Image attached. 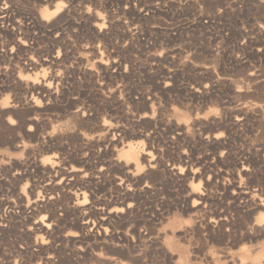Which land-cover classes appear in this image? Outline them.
<instances>
[{
	"label": "rangeland",
	"instance_id": "obj_1",
	"mask_svg": "<svg viewBox=\"0 0 264 264\" xmlns=\"http://www.w3.org/2000/svg\"><path fill=\"white\" fill-rule=\"evenodd\" d=\"M3 8L0 264H264V0Z\"/></svg>",
	"mask_w": 264,
	"mask_h": 264
},
{
	"label": "bare ground",
	"instance_id": "obj_2",
	"mask_svg": "<svg viewBox=\"0 0 264 264\" xmlns=\"http://www.w3.org/2000/svg\"><path fill=\"white\" fill-rule=\"evenodd\" d=\"M11 7V6H10ZM59 9V6L57 5L56 7H55V9L52 11L53 13L54 12H56L57 10ZM7 12V10H6V8H3V9H1L0 10V21L1 20H3L4 19V17H5V13ZM51 12V13H52ZM59 16H61V14L59 15ZM62 17V16H61ZM61 17H60V19H61ZM95 18V17H94ZM8 20H10L9 19V17H8ZM10 22V21H9ZM12 23V22H11ZM53 23V25H54V23L55 22H52ZM58 23V22H57ZM56 24V23H55ZM52 25V26H53ZM99 25H101V23H99ZM55 26V25H54ZM50 28V27H49ZM12 53V52H11ZM28 64H31V62H30V60L28 61ZM242 109V108H241ZM244 110V109H243ZM77 114V113H76ZM75 114V115H76ZM240 116V115H239ZM239 119H241V118H239ZM243 120V119H242ZM204 124V123H203ZM175 126V125H174ZM206 126V125H205ZM208 126H209V124H208ZM208 128V127H207ZM206 128V129H207ZM211 130H212V128L211 127H209ZM179 129V128H178ZM203 129H205V127L203 128ZM203 129H202V132H204L203 131ZM205 129V130H206ZM112 130H118V126H114L113 127V129ZM177 130V129H176ZM180 130V129H179ZM262 132H264V131H262ZM264 135V134H263ZM205 141V140H204ZM113 142H114V139L113 138H109L108 140H107V143L108 144H113ZM217 146V145H216ZM210 150H211V146H210ZM121 151H122V153L124 154V156L126 157V158H138V157H140V155H147V156H149V161L151 162V161H153L152 159H153V157H152V155L150 154V151H148V150H146V149H141V150H138L137 149V147L136 146H134L132 143H128V144H126L125 146H123V147H121ZM100 155V154H99ZM182 156V155H181ZM99 157H101V156H99ZM46 159H50V157H47ZM97 160V159H96ZM31 164V163H30ZM29 164V165H30ZM31 166V165H30ZM186 166V164H176V163H172L171 164V168H169V170H172L173 172H174V175H180L181 174V171L184 169V167ZM206 168V167H205ZM67 169V168H66ZM207 169H208V166H207ZM61 170V169H60ZM186 174V173H185ZM22 176V175H21ZM20 176V177H21ZM187 176V175H186ZM53 180V179H52ZM14 182V181H13ZM72 182V181H71ZM70 182V183H71ZM182 182V181H181ZM139 183V182H138ZM41 184V183H40ZM63 184H62V182H60V181H58V182H52V181H50V182H48L46 185H45V187H44V189L45 190H47V191H49L50 193L52 192V191H54V190H57V189H59L61 186H62ZM49 193V194H50ZM48 194V193H47ZM253 194H252V192L248 189V187H246V186H238V189H237V191L236 192H234V195H233V197L232 198H234V199H236L237 197H240L241 199H245L246 200V198L249 196H252ZM128 195H126V197H127ZM9 197V196H8ZM16 198H17V195H16ZM50 199H52V196H50V197H48V198H46L45 200H43L44 202H45V204L47 203L48 204V202L50 201ZM21 199L19 198V200L18 201H20ZM22 200H23V198H22ZM244 200V201H245ZM87 198H86V195L85 194H83V196H82V200H81V204L82 205H85L87 202ZM236 201V200H235ZM234 201V202H235ZM22 202V201H21ZM69 202V201H68ZM5 203H7V204H9L10 205V201H6ZM20 203V202H19ZM37 203H38V201H36V200H32L31 201V203H29V204H31V205H27V206H32V207H30L31 209H32V212L34 211L35 212V209H36V206H38L37 205ZM199 203H201V202H199L198 201V199H195V198H193V200H192V204H191V207L192 208H195ZM108 204V202L107 201H103V199H99L98 201H97V205L93 208V209H91V210H88L87 208H85V211H84V217H83V219H84V221L82 222V224L84 225V226H86L87 225V219L85 220V218L87 217V216H89L90 214H93V215H95V216H99V219L101 220V221H106L107 219H108V217H109V215H108V213L109 212H105V210H106V205ZM17 205V204H16ZM18 206V205H17ZM47 206V205H46ZM199 206V205H198ZM43 207V206H42ZM21 208V207H20ZM19 208V209H20ZM29 208V207H28ZM40 208V207H39ZM42 209V208H41ZM37 210L36 212H37V220L35 221V224H41V226H43V227H48V223H46L45 222V219H46V215H44V214H42V210ZM10 210H11V208H10ZM69 212V211H68ZM64 214V213H63ZM112 216V215H111ZM65 217H67V215L66 216H64V218ZM65 219H67V218H65ZM74 220V219H73ZM61 221V220H60ZM76 223V222H75ZM97 223H100V221L99 222H97ZM92 228V227H91ZM253 228V227H252ZM255 228V227H254ZM253 228V229H254ZM255 230V229H254ZM260 230H264V229H261V227H260ZM259 230V231H260ZM82 232V231H81ZM256 233V232H255ZM101 234V233H100ZM97 238V237H96ZM72 239V238H71ZM88 239V238H87ZM52 244V243H51ZM53 245V244H52ZM33 252V251H32ZM41 252V251H40ZM67 258V257H66ZM71 260V259H70ZM59 262V261H58Z\"/></svg>",
	"mask_w": 264,
	"mask_h": 264
},
{
	"label": "snow or ice",
	"instance_id": "obj_3",
	"mask_svg": "<svg viewBox=\"0 0 264 264\" xmlns=\"http://www.w3.org/2000/svg\"><path fill=\"white\" fill-rule=\"evenodd\" d=\"M7 6V5H6ZM66 7V5H65ZM12 123H15V121H12ZM260 224L264 225V218H262L260 221H259Z\"/></svg>",
	"mask_w": 264,
	"mask_h": 264
}]
</instances>
